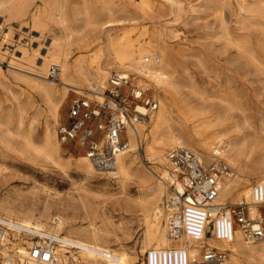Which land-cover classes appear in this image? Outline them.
Wrapping results in <instances>:
<instances>
[{
  "label": "rangeland",
  "instance_id": "1",
  "mask_svg": "<svg viewBox=\"0 0 264 264\" xmlns=\"http://www.w3.org/2000/svg\"><path fill=\"white\" fill-rule=\"evenodd\" d=\"M28 1L32 15L40 13L46 20L49 18L48 0ZM55 1L67 6L71 25L81 31L88 43L100 39L102 24L109 20V11L115 15L113 34H133L143 30L155 35L161 33L164 44L180 52L181 56L174 64L177 78L182 83L193 80L199 91L192 94L180 85L175 92L176 114L183 121L188 117L193 124L204 121L211 131L244 139L248 147L244 164L252 183H257L264 175V0ZM47 22L45 29H39L30 20V15L21 22L14 20L12 23H5L0 17V37L2 32L11 31L9 43L0 42V51L5 53L0 57V202L9 197L21 203L24 210L32 207L41 210L48 205L54 212L63 211L68 228L62 236L72 228L97 229L104 235L100 238L103 243L114 249L123 247L128 252L130 264H147L148 254L141 250L145 219L142 201L163 182L157 166L144 149V134L140 131L144 125L139 127L141 147L136 144L140 149L135 151L138 176L125 185L101 174L92 176V179L79 174L75 162L85 151L77 143H60L62 157L59 163H54L28 148L19 137L21 133L33 135L30 137L34 144L41 146L45 126L51 120L49 101L40 85L51 82L58 85L53 77V73L58 75V68L52 67L48 79H45L40 75L39 67L46 54L45 44L50 42L49 36L57 32L56 24ZM24 44L39 49L38 59L30 66L20 60ZM119 73L137 75L140 80L143 77L134 71L114 69L103 91L109 88L110 77ZM149 83L153 85L150 77ZM69 93L70 98L65 102L62 117L56 125L57 133L67 121L71 103L82 97L88 98L72 91ZM144 130L148 134L150 129ZM183 138L187 140L185 136ZM170 151L166 152V157ZM223 162L228 165L226 160ZM170 173L174 182L177 181L171 170ZM174 188L171 187L170 195ZM258 210L256 218L263 215L264 206H258ZM210 237L208 231L207 240ZM245 264H264V258L248 259Z\"/></svg>",
  "mask_w": 264,
  "mask_h": 264
},
{
  "label": "bare ground",
  "instance_id": "2",
  "mask_svg": "<svg viewBox=\"0 0 264 264\" xmlns=\"http://www.w3.org/2000/svg\"><path fill=\"white\" fill-rule=\"evenodd\" d=\"M29 3L28 0H0V17L5 19V23H12L14 20L21 22L30 15V20L39 29H45L48 24L47 21L56 24L57 32L49 36L48 40L50 42L45 44L46 54L42 56V64L39 66L41 69H39L40 75L48 79L52 67L58 68V75L54 74L53 77L57 79L58 85L63 87L59 88L57 83L52 82L49 85H40L43 94L49 101L51 120L45 126V136L41 146L34 144L30 137L33 135L19 134L25 145L47 160L59 163L63 152L61 142L57 136L56 125L59 124L62 117L65 102L70 98L69 91L87 96L91 101L101 100L106 91L103 90L106 88L111 71L122 69L126 72L140 73L143 76L140 82L153 90L154 97L159 104V109L150 115L151 118L154 114L151 120L149 119L148 122L143 124L144 126L140 131L141 134H144L146 154L151 162L157 166V172L160 173L163 182V184H159L152 189L142 201L145 205V219L141 235V250L143 253L148 254L147 264H165V261L166 264H169V254L171 255L172 264H175V257L177 264H180L181 259L185 264H202L204 263L202 253L203 249L206 248L227 253L229 260L227 259L226 262L221 264H245L248 259L264 258V239L255 242L260 244L250 248L249 245L251 244L245 242L244 234L238 227L234 230L231 241L221 239L218 237L221 220L216 221L215 218L208 222L206 231L199 240L185 238L180 241H172L168 236V209L166 204L165 209L162 207L164 205L163 199L168 200L176 192H182L183 185L174 174L169 159L166 157V152L177 147H187L195 150L200 154L202 157L200 158L206 165L213 164L219 159L226 160L229 167L225 163L228 171L222 178L221 191L216 201L218 205L230 207L244 204L255 219V216L260 212L258 206H264V175L258 179L257 183H252V178L244 164L248 151L246 141L211 131L204 125V121L193 124L191 120H187L189 117L187 119L185 117L186 120L183 121L176 114L175 108L178 105L175 92L180 85H183L192 94H198L199 92L193 80L189 79L187 82L182 83L177 78L174 64L177 62L176 58L181 56L180 52L165 45L161 33L155 35L144 30L133 34L127 32L111 33L116 26L115 15L112 11H109V20L102 24L100 39L88 43L81 31H76L71 25L66 13V5L55 0H48L49 18L46 20V17L40 13L32 15ZM90 24L91 20L88 18V25ZM0 27L2 26L0 25ZM10 33L9 30H7V33L2 32L0 42L9 43ZM37 33L42 36L41 31ZM41 45L43 44L41 43ZM0 53V57L5 55L4 52L0 51ZM20 53L22 55L20 60L25 61L30 66L35 62L39 49H31L24 44ZM149 77L153 85L149 83ZM191 125L192 128H190ZM147 127L150 129L148 134L144 130ZM128 138L132 149L130 152L118 155L113 170L104 172L97 170L86 155L82 154L75 162L79 174L86 179L101 174L108 179L116 180L121 185L133 180L138 176L135 151L140 148H136V138L131 130H128ZM170 170L177 181L174 182L171 178ZM172 186L175 187L173 189L174 193L170 195L169 191ZM24 208L21 203L19 204L9 197L0 202V218L10 225V229L6 230L5 239L2 243L0 264H21L20 261L25 247H33L38 242L32 236L21 235L14 229V225H23L35 229L40 234L59 237L61 244L57 247L56 257L66 264L131 263V256L128 252L123 247L114 249L103 243L100 238L104 235L97 229L72 228L66 236H62L63 231L68 228L63 211L54 212L52 207L48 205H45L41 210L34 207L25 210ZM165 219L166 224L164 225ZM208 231L211 234L209 240H207Z\"/></svg>",
  "mask_w": 264,
  "mask_h": 264
},
{
  "label": "built area",
  "instance_id": "3",
  "mask_svg": "<svg viewBox=\"0 0 264 264\" xmlns=\"http://www.w3.org/2000/svg\"><path fill=\"white\" fill-rule=\"evenodd\" d=\"M158 106L153 90L140 82L137 75L114 74L101 100L82 97L71 103L58 137L63 145L79 144L97 170L111 171L118 155L131 151L128 130L134 133L137 146H141L139 127L149 121ZM168 159L183 185V191L176 192L166 202L167 233L172 241L199 240L214 218L221 220L218 231L221 239L231 241L236 227L248 244L264 239V213L255 219L244 204L226 207L216 203L222 178L228 171L223 160L206 165L198 153L186 147L172 149ZM8 229L9 223L0 218V252ZM14 229L38 241L33 247H25L21 264H66L56 257L61 244L59 237L40 234L23 225H14ZM203 257L206 264H221L228 259L227 253L210 248L205 249ZM169 264H172L170 254ZM180 264L185 262L181 259Z\"/></svg>",
  "mask_w": 264,
  "mask_h": 264
}]
</instances>
